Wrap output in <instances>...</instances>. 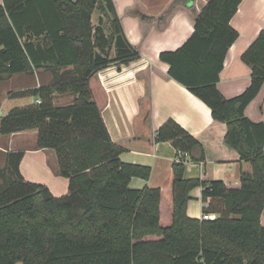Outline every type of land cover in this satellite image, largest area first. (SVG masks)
<instances>
[{"label":"trees","instance_id":"trees-1","mask_svg":"<svg viewBox=\"0 0 264 264\" xmlns=\"http://www.w3.org/2000/svg\"><path fill=\"white\" fill-rule=\"evenodd\" d=\"M241 2L207 0L191 36L178 49L161 52L159 60L168 65L171 79L210 109L213 120L225 124V144L250 164L251 172L236 184L184 179L187 159L180 154L203 163V150L167 120L153 134L155 143L169 142L178 154L172 164L171 223L161 227L160 190L130 187L133 178L147 180L150 169L120 161L123 148L109 137L89 88L100 70H119L140 58L113 1L2 0L0 80L32 68L63 72L55 86L16 93L35 96L39 103L11 109L0 119V134L36 130L37 148L55 153L56 174L68 180V192L54 197L44 185L25 182L19 172L23 153L5 154L0 264H264V124L244 114L264 84V29L240 57L250 68L248 88L231 99L217 89L227 51L239 36L230 21ZM68 68L78 74L66 83ZM145 87L140 105L149 120L148 81ZM65 95L67 103L54 104ZM197 187L202 188V213L217 214L216 219L187 216L190 191Z\"/></svg>","mask_w":264,"mask_h":264},{"label":"crops","instance_id":"crops-1","mask_svg":"<svg viewBox=\"0 0 264 264\" xmlns=\"http://www.w3.org/2000/svg\"><path fill=\"white\" fill-rule=\"evenodd\" d=\"M112 1L125 37L139 52L140 58L119 70L114 66L100 70L89 79V88L109 137L123 148L120 161L150 169L147 180L133 178L130 187L160 190L159 223L161 227H167L172 215V164L177 161L178 154L169 142L153 141L154 132L167 120L182 127L203 150V163L192 161L189 155L186 157L184 179L204 178L236 184L243 173L251 172V166L240 161L238 153L225 144V124L213 120L210 109L171 79L168 65L159 60L161 52L178 49L191 36L195 17L207 0ZM98 17L97 11L91 15L94 27L98 24ZM230 25L239 36L227 51L219 74L217 89L225 99L242 94L250 85V68L241 62L240 57L264 29V0H242ZM103 29L108 31L105 22ZM68 69L66 83L76 79L78 74L76 69ZM61 72L53 68H32L29 73L1 79L0 119L13 108L39 103L35 96L14 95L41 86H55ZM146 81L151 96L149 120L144 118L146 107L140 105ZM69 99L67 95L58 96L54 104L67 103ZM244 114L251 122L264 124V84ZM36 139V130L0 134L2 166L6 153L22 152L19 172L25 182L44 185L54 197L66 195L68 180L56 174L55 153L38 149ZM201 193V187L190 191L191 198L186 207L189 218L202 219ZM210 215L211 220L218 217L217 214ZM260 224L264 227L261 217Z\"/></svg>","mask_w":264,"mask_h":264},{"label":"built area","instance_id":"built-area-1","mask_svg":"<svg viewBox=\"0 0 264 264\" xmlns=\"http://www.w3.org/2000/svg\"><path fill=\"white\" fill-rule=\"evenodd\" d=\"M182 157L186 158L187 157V154L184 153V154H180ZM202 219L203 220H211L212 219V216L210 214H203L202 215Z\"/></svg>","mask_w":264,"mask_h":264},{"label":"rangeland","instance_id":"rangeland-1","mask_svg":"<svg viewBox=\"0 0 264 264\" xmlns=\"http://www.w3.org/2000/svg\"><path fill=\"white\" fill-rule=\"evenodd\" d=\"M3 86H6V85H3ZM62 101H64V100H62ZM2 162H3V158L0 157V168L4 166V164H3V166H2ZM4 162H5V161H4ZM56 165H57V162H56ZM0 182H1V180H0ZM261 219H263V221H264V210H263V212H262Z\"/></svg>","mask_w":264,"mask_h":264}]
</instances>
